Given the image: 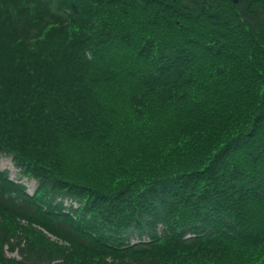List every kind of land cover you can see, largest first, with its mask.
<instances>
[{
	"label": "trees",
	"instance_id": "obj_1",
	"mask_svg": "<svg viewBox=\"0 0 264 264\" xmlns=\"http://www.w3.org/2000/svg\"><path fill=\"white\" fill-rule=\"evenodd\" d=\"M0 156V264H264V0H0Z\"/></svg>",
	"mask_w": 264,
	"mask_h": 264
},
{
	"label": "rangeland",
	"instance_id": "obj_2",
	"mask_svg": "<svg viewBox=\"0 0 264 264\" xmlns=\"http://www.w3.org/2000/svg\"><path fill=\"white\" fill-rule=\"evenodd\" d=\"M8 169L10 171V178L13 180L21 179L18 171L12 164V160L9 157L0 156V171ZM21 183L25 184L28 188V193L33 194L37 188V183L32 179L23 178ZM10 257H16L20 259V255L15 253H8Z\"/></svg>",
	"mask_w": 264,
	"mask_h": 264
},
{
	"label": "water",
	"instance_id": "obj_3",
	"mask_svg": "<svg viewBox=\"0 0 264 264\" xmlns=\"http://www.w3.org/2000/svg\"><path fill=\"white\" fill-rule=\"evenodd\" d=\"M234 4H237L239 0H231Z\"/></svg>",
	"mask_w": 264,
	"mask_h": 264
}]
</instances>
